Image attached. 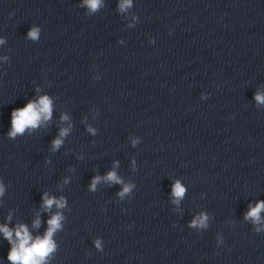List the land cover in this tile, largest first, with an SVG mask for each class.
I'll return each mask as SVG.
<instances>
[{"label": "clouds", "instance_id": "obj_1", "mask_svg": "<svg viewBox=\"0 0 264 264\" xmlns=\"http://www.w3.org/2000/svg\"><path fill=\"white\" fill-rule=\"evenodd\" d=\"M83 6H87L90 13L96 12L102 7V0H83ZM132 6V0H121L119 3V11L124 12ZM39 28L33 27L28 32V38L37 40L39 38ZM0 43H3L0 40ZM255 100L258 103L264 104V95L260 92L255 94ZM52 116V102L48 96H41L37 101H29L24 107L14 109L11 113V130L8 133L10 138H15L17 135H22L27 129H35L40 126L43 121H48ZM62 120H68L66 115L61 117ZM89 132H94L92 128L88 129ZM69 132L68 128H62L59 133V138L53 141V150L58 149L62 144V138ZM135 144V141H133ZM102 178L94 177L91 183V189L95 190L96 185ZM108 182L123 183L117 176L115 171H110L105 177ZM133 186L128 184L124 185L123 190L119 193L123 197L126 193L131 191ZM3 186L0 185V195L3 194ZM185 194V188L180 181H175L172 188V195L175 198L174 203H179L180 199ZM55 205L58 209L65 207V200L63 197L56 199L49 197L47 193L43 196V207L49 210ZM264 211V201L258 202L254 207L249 206V211L245 215V219H251L253 223L260 222V213ZM64 219L60 212L54 214L48 221V229L43 237H35L29 233L27 226L19 225L15 230L9 229L6 225L0 226V232L12 244L11 251L8 255V260L12 264H44L46 258L55 251L56 244L52 237L54 233L61 228V221ZM207 216L201 215L191 221V227H206ZM40 224L37 218L33 226L38 227ZM259 231V229H257ZM15 233V239L13 238ZM95 246L99 249L101 243L99 240L94 241Z\"/></svg>", "mask_w": 264, "mask_h": 264}]
</instances>
